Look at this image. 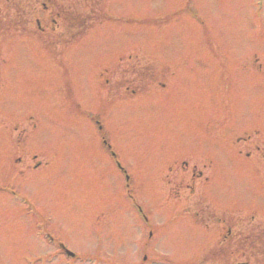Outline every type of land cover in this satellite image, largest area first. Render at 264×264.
<instances>
[{"label": "rangeland", "instance_id": "374dc122", "mask_svg": "<svg viewBox=\"0 0 264 264\" xmlns=\"http://www.w3.org/2000/svg\"><path fill=\"white\" fill-rule=\"evenodd\" d=\"M75 4L79 41L52 40L32 73L0 10V264L52 256L40 223L75 264H264L247 240L264 235V0ZM108 15L129 26L97 27Z\"/></svg>", "mask_w": 264, "mask_h": 264}, {"label": "bare ground", "instance_id": "6f19581e", "mask_svg": "<svg viewBox=\"0 0 264 264\" xmlns=\"http://www.w3.org/2000/svg\"><path fill=\"white\" fill-rule=\"evenodd\" d=\"M11 4V3H10ZM12 5H14V4H12ZM15 6V5H14ZM19 6L21 7V8H25L26 7V5L25 4H23V3H21L20 2V4H19ZM16 7V6H15ZM17 8V7H16ZM18 9V8H17Z\"/></svg>", "mask_w": 264, "mask_h": 264}]
</instances>
